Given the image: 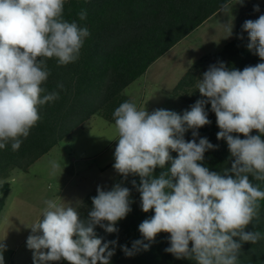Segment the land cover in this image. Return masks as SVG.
<instances>
[{"label": "clouds", "instance_id": "obj_1", "mask_svg": "<svg viewBox=\"0 0 264 264\" xmlns=\"http://www.w3.org/2000/svg\"><path fill=\"white\" fill-rule=\"evenodd\" d=\"M65 3L0 0V150L10 145L13 152L19 151L41 120L40 107L60 98L58 91L44 87L51 75L47 60L55 58L61 66L75 63L91 35L87 26L64 18ZM223 8L228 11L226 4ZM254 11H259L258 5ZM87 15L82 8L79 20L85 21ZM242 29L248 33L247 48L264 61V15L246 20ZM225 30L231 36L232 23ZM56 87L63 90L64 84L58 82ZM197 89L206 99L197 100L182 115L166 109L149 112L131 101L113 112L117 141L113 168L124 180L139 176V184L135 179L131 183L140 193L141 210H154L139 225L143 240L133 241L131 249L121 246L127 257L141 247L148 250L164 232L170 234L165 251L176 259L238 264L244 243L264 239L260 231L245 230L259 219L264 201V190L253 183L264 182V62L243 70L230 69L224 62L210 65ZM208 103L220 129L217 140L226 141L234 158L223 175L200 163L207 151L217 148L206 137L196 140L198 129L210 123ZM189 130L193 139L186 141ZM253 130L259 135H252ZM172 152L178 154L176 158ZM169 162L170 168L153 175ZM50 166L52 174L61 168L55 160ZM130 195L122 183L111 190L98 186L86 218L57 198L44 200L41 218L30 226L32 234L26 241L33 264H110L117 241L104 242L95 228L118 233L117 223L132 211ZM3 241L0 264H5Z\"/></svg>", "mask_w": 264, "mask_h": 264}, {"label": "trees", "instance_id": "obj_2", "mask_svg": "<svg viewBox=\"0 0 264 264\" xmlns=\"http://www.w3.org/2000/svg\"><path fill=\"white\" fill-rule=\"evenodd\" d=\"M232 1L66 0L64 18L87 26L91 35L86 39L80 58L75 63L61 66L55 58L47 60L51 75L44 87L49 92L58 91L60 98L40 107L41 120L31 129L19 151L13 152L10 145L0 150V212L10 190L9 183L5 180L13 169L26 171L94 115H100L107 122L115 124L114 110L121 103L131 101L122 92L145 74L157 59ZM254 6L256 5L247 2L239 3L234 40L226 43L220 52L202 57L196 65L191 66L173 89V95L192 105L197 100L206 99L197 92L199 71L204 66L224 62L230 69L243 70L246 66L264 62L247 48L248 33L242 29L246 20H256L264 15V4L258 5L259 11H254ZM82 8L88 13L85 21H80L78 17ZM58 82L64 84L63 90L57 89ZM205 110L210 123L198 129L196 140L198 143L199 138L206 137L217 148L207 151L204 161L200 163L210 171L223 175L225 169H231L234 158L231 157L226 141L217 140L220 129L210 103L205 105ZM239 135L241 139L245 138L242 134ZM252 135L259 133L253 130ZM192 139V130H189L185 134V140ZM261 139L264 140V136ZM171 155L176 158L178 154L172 152ZM170 166L169 162L164 169L157 168L153 175L158 177ZM228 174L234 178L233 173ZM133 179L137 184L140 183L139 176H129L124 180L121 175L113 183H122V186L128 187L133 201L132 211L116 225L118 233L109 234L99 226L95 228L97 236L104 242L117 241L110 264H195L188 259H176L165 251L170 246V234L164 232L156 236L148 250L141 247L133 256H125L121 246L126 245L131 249L133 241L143 240L139 225L154 215V210L148 213L141 210L140 193L132 186ZM253 183L264 190V182L253 180ZM112 186L104 190H111ZM96 195L97 191L85 199L80 212L82 218L87 217L92 207V197ZM260 203L259 219L254 220L245 230H257L264 236V201ZM143 242L149 243L146 240ZM54 264H67V261ZM238 264H264V239L255 244L244 243L238 256Z\"/></svg>", "mask_w": 264, "mask_h": 264}, {"label": "rangeland", "instance_id": "obj_3", "mask_svg": "<svg viewBox=\"0 0 264 264\" xmlns=\"http://www.w3.org/2000/svg\"><path fill=\"white\" fill-rule=\"evenodd\" d=\"M242 2L264 4V0ZM239 3L240 0H233L227 4L228 11L221 8L157 59L122 93L138 107L146 106L149 112L166 109L182 115L190 110L192 104L172 91L191 66L202 57L220 52L226 43L234 40ZM231 23L232 34L227 37L225 25ZM209 66L199 71V80ZM114 125L94 115L26 171L13 169L9 173L5 181L10 190L0 212V241L6 244L5 264H33V252L27 248L26 241L32 234L30 226L41 218L44 200L57 198L81 212L85 199L98 186L107 189L113 185L119 176L113 168L117 144ZM53 160L61 165L55 174L50 166Z\"/></svg>", "mask_w": 264, "mask_h": 264}]
</instances>
